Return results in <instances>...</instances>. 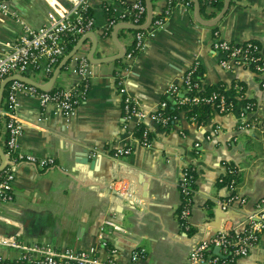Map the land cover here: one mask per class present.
<instances>
[{
    "label": "crops",
    "instance_id": "1",
    "mask_svg": "<svg viewBox=\"0 0 264 264\" xmlns=\"http://www.w3.org/2000/svg\"><path fill=\"white\" fill-rule=\"evenodd\" d=\"M7 1L10 11L0 13V49L22 31L21 20L39 26L48 10L64 3ZM104 1L90 0L93 28L68 51L78 44L75 52L86 54L90 67L87 92L71 119L65 122L53 103L42 106L36 96H17L20 148L37 156H53L54 163L43 167L29 161L17 163L12 198L0 202V237L48 241L57 248L75 246L103 259L114 258L117 264H131V249L139 246L144 248L139 264H184L191 243L206 232L221 227L242 229L246 213L264 191V88L251 68L221 66L219 54L211 48L215 30L228 40L264 43V0H229L215 22L209 20L220 10L207 16L209 8L198 7L197 11L194 0L191 5L175 2L159 26L150 24L146 14L144 48L129 59L126 75L128 90L138 97L142 108L153 110L164 98L173 101L168 85L181 84L182 74L194 60H198L196 72L202 86L214 85L232 93L238 82L243 97L234 96L232 110H212L200 122L185 115L182 107L177 119L166 126L147 116L143 123L150 144H134L126 155L114 154L116 146L134 142L120 126L116 73L124 71V53L136 25L118 20L103 33ZM151 3L155 16L167 2ZM115 8L128 13L124 5ZM66 63L72 64L70 57ZM68 66L45 76L30 68L25 78L43 89L69 86L77 74ZM5 98L2 91L0 109L5 108ZM247 101L252 103L250 109L244 108ZM5 120L0 112L1 150L7 136ZM226 165L238 168L234 192L244 197L243 202L233 199L228 211L219 203L229 192L218 180ZM186 166L191 167L194 181L190 225L183 228L178 218L179 177ZM107 218L121 229L106 224ZM0 253L14 257L18 249L0 244ZM235 264H264V230L249 253L238 257Z\"/></svg>",
    "mask_w": 264,
    "mask_h": 264
},
{
    "label": "built area",
    "instance_id": "2",
    "mask_svg": "<svg viewBox=\"0 0 264 264\" xmlns=\"http://www.w3.org/2000/svg\"><path fill=\"white\" fill-rule=\"evenodd\" d=\"M64 3L51 8L46 13L43 22L39 26H31L24 21L22 31L11 42L0 49V88L7 77L13 79L7 86L5 108L0 112L6 116L4 123L7 136L2 150L3 160H0V202L12 198V182L15 177L17 163L29 161L40 166H48L54 163L53 156H37L30 151L20 148L19 135L22 133V124L16 115L18 94L36 96L42 106L53 103L62 114L65 122L69 121L75 112L78 103L85 97L89 86L90 67L86 54L74 52L70 59L72 64L68 66L77 74V80L69 86H58L53 91L41 88L38 83L26 79L25 72L30 68L39 69L42 76L50 74L61 62L62 58L70 50L69 42L77 40L81 35L92 30L93 16L87 14L90 0H62ZM182 1L186 5L193 4V0H166V6L162 12L155 15L153 25L163 24L175 2ZM205 6L211 7L217 0H199ZM116 4L124 5L128 13L116 11ZM104 10L110 9L109 19H106L103 33H107L111 26L118 20H129L140 29L134 31L130 47L124 53L126 62L124 71H117L118 93L121 102L122 114L120 126L126 130L127 135L134 142L116 146L114 154H128L134 144L149 145L151 138L147 126L143 123L147 116L153 117L160 125L166 126L177 119V115H166L161 111L166 101L161 100L157 108L145 110L140 106L138 97L129 92L127 87V72L129 71V59L144 48L147 31L142 24L146 18V0H106L102 4ZM10 11L7 0H0V13ZM70 37H67V36ZM211 48L219 54L218 62L221 66L233 69L235 67L251 68L258 75V84L264 88V43L253 39L232 41L222 37L215 30L211 38ZM42 61V62H41ZM198 60L182 74L181 84L171 82L167 92L173 97L177 108L180 105H191L200 101L213 104L220 112H227L235 107L234 96L242 98V84L235 82L233 92L226 89H217L208 95L201 96L194 92L200 88V81L194 78L198 69ZM16 75V76H12ZM252 103L245 102L244 108L250 109ZM194 119L193 116H190ZM140 134H136V130ZM231 172V177L224 187L228 194L219 203L223 210L228 208L233 199L243 202L244 197H238L234 192L235 179L238 168L234 165H226V169L218 180H223V175ZM194 181L191 167L186 166L179 177L181 203L178 218L183 228L189 227L188 215L192 204V183ZM115 229L121 226L112 219L104 221ZM264 230V191L260 195L255 207L248 211L242 222V229L218 228L205 233L193 241L184 264H235L240 256L247 255L256 242L259 234ZM0 244L9 248L18 249L14 257H6L0 253V264H117L114 258H100L91 250L75 246L54 247L48 241H18L12 237H0ZM218 251L214 252V247ZM144 253V248L134 246L131 249V264H139L138 258Z\"/></svg>",
    "mask_w": 264,
    "mask_h": 264
},
{
    "label": "trees",
    "instance_id": "3",
    "mask_svg": "<svg viewBox=\"0 0 264 264\" xmlns=\"http://www.w3.org/2000/svg\"><path fill=\"white\" fill-rule=\"evenodd\" d=\"M223 2L224 0H217L213 6L211 7H208L209 10H207L206 12V15L207 16H214L218 13V11L221 9V7L223 6ZM200 10L204 9V7L206 8L207 6H205L202 2H200ZM147 4V3H146ZM105 11V18L106 19H109V13L111 12V10L108 8ZM91 13L90 11V8H88L87 10V14ZM147 14V12H146ZM155 16H152L151 19H150V24L153 23V19H154ZM213 28H215V26H213ZM134 31L140 29V27L138 25H136L135 27L132 28ZM67 37H70L69 35ZM75 43V40H72L71 42H69V48L72 47V44ZM194 78H198L197 77V72L196 74L194 75ZM199 79V78H198ZM13 79H9L8 81H6L5 83V86L6 88L3 89V96L5 95L6 97V94H7V86L10 84V82L12 81ZM56 88H58V86H51L50 88H47L49 91H53L55 90ZM217 89H222V87H217V86H214V85H201L200 83V88L199 89H195L194 92L200 94L201 96H204V95H208L210 92H212L213 90H217ZM163 100L166 101V105L165 107L161 108V111L163 113H165L166 115H173V114H176L177 115V112H179V110L181 109H178L177 106H176V103H174L172 100H169L167 98H164ZM2 106L3 103H1ZM5 107V106H4ZM180 107H182L181 111L187 115V116H193L194 119L196 120V122H200V121H205L208 116L210 115V113L212 112V110H216L217 108L213 105V104H210L209 102H204V101H200V102H197V103H193L191 105H187V104H183V105H180ZM136 134L139 135L140 134V130L137 129L136 130ZM231 172L229 171L228 173H226L225 175H223V180L219 181V184H224L228 181V179L231 177Z\"/></svg>",
    "mask_w": 264,
    "mask_h": 264
},
{
    "label": "water",
    "instance_id": "4",
    "mask_svg": "<svg viewBox=\"0 0 264 264\" xmlns=\"http://www.w3.org/2000/svg\"><path fill=\"white\" fill-rule=\"evenodd\" d=\"M195 2V6L197 8L198 11V7H199V0H194ZM147 3V13H148V22H150V19L152 17V3L151 0H146ZM229 5V0H224L223 6L220 9V12L218 13L217 16H215L213 19L209 20L210 22H215L217 20L220 19V17L224 14V12L226 11L227 7ZM147 22V23H148ZM82 41V40H81ZM78 44L75 46V48H73L68 54H66V56L62 59V61L58 64V66L56 67V73L59 72L61 70V68L63 67V65L66 63V61L68 60V58L75 52V50L77 49ZM12 78V77H11ZM6 81V80H5ZM5 81L2 83V86L0 88V102H1V97H2V91H3V85L5 83ZM0 154H3L2 150L0 149ZM214 252L218 251V247H214Z\"/></svg>",
    "mask_w": 264,
    "mask_h": 264
}]
</instances>
